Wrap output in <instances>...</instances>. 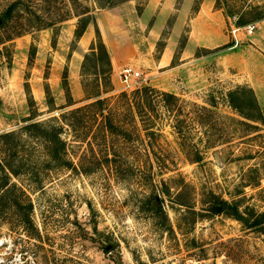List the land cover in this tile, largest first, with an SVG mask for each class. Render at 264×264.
I'll use <instances>...</instances> for the list:
<instances>
[{
    "label": "rangeland",
    "instance_id": "374dc122",
    "mask_svg": "<svg viewBox=\"0 0 264 264\" xmlns=\"http://www.w3.org/2000/svg\"><path fill=\"white\" fill-rule=\"evenodd\" d=\"M10 4L0 264H264V0H0V15ZM231 15L256 24L235 47ZM98 41L107 74L84 57ZM125 65L139 73L128 88ZM237 86L252 90L261 121L229 104ZM96 91L100 113L85 108L71 131L60 113ZM36 121L61 125L71 166L48 161L21 129Z\"/></svg>",
    "mask_w": 264,
    "mask_h": 264
},
{
    "label": "trees",
    "instance_id": "16d2710c",
    "mask_svg": "<svg viewBox=\"0 0 264 264\" xmlns=\"http://www.w3.org/2000/svg\"><path fill=\"white\" fill-rule=\"evenodd\" d=\"M107 1V0H105ZM111 1V0H110ZM118 1H123V0H116ZM99 7H103L102 4H100ZM12 4H10L0 15V25L3 24V20H8L9 18V13L11 11ZM86 11L76 13L75 16L78 17L76 27L74 29V36L79 37L82 32L85 29L86 24L91 21L87 15H85ZM239 24V23H237ZM242 24V23H241ZM86 59L92 58V69L96 67V60H101L104 65V70H102V73L106 74L108 73L110 69V62L109 58L107 55V52L104 48V45L98 41L95 50L90 51L89 54H85L84 56ZM142 89H146V86H142ZM142 89L139 91V93L142 92ZM228 98H229V104L233 107V109L244 119L246 120H251V121H261V114L259 112L258 106L255 101V97L252 93V90L248 87L244 86H237L234 90L229 91L228 93ZM161 95L165 98H163L164 104H168V98H173L171 94L161 92ZM86 99H93V101H90L86 104H83L78 107H74L72 109H69L67 111H64L60 113L61 119L65 122V125L69 127L71 131H75L78 128H82L84 121L83 116L80 114L81 111H83L85 108H90L92 106H97L98 111L96 113H100L101 106L103 105L105 99L100 98V92L96 91L92 94H88L85 97ZM139 100L142 101L144 99V96H140L138 98ZM140 102V101H139ZM138 101H135V106H138ZM95 120V117H93ZM103 126L100 125L101 132L103 133L106 130V125L107 128L111 126V123L108 121L107 123L102 124ZM102 127V128H101ZM37 129V133L33 131V129ZM25 134L34 136L40 140V142L43 144L44 148V153L46 155V158L48 161L54 162L56 164H63L64 166H71L70 162L64 159V155L66 154V142L60 137V132H61V125H48L46 121H41V122H30L28 124H25L21 128ZM82 130V129H81ZM80 131V129H79ZM87 134V132H82L80 131L79 137L80 139H84L83 141L87 142V137H84ZM13 135L12 132H7L1 135V137H9ZM198 160V159H195ZM86 172V171H83ZM11 174L16 176L17 171L14 169H11ZM13 185H11L10 188L5 187V193H7ZM153 203L157 204L156 201L153 198ZM30 205H27V208H29ZM29 220V219H26Z\"/></svg>",
    "mask_w": 264,
    "mask_h": 264
},
{
    "label": "built area",
    "instance_id": "2783aa9c",
    "mask_svg": "<svg viewBox=\"0 0 264 264\" xmlns=\"http://www.w3.org/2000/svg\"><path fill=\"white\" fill-rule=\"evenodd\" d=\"M228 35L229 42L232 47H235L240 42V36H250L252 32L256 28V24L254 22H246L243 24H237L235 15H231L228 17ZM139 73L131 68V66H124L118 72L119 80L124 84V88L129 87V81L137 77Z\"/></svg>",
    "mask_w": 264,
    "mask_h": 264
},
{
    "label": "crops",
    "instance_id": "0c3cea01",
    "mask_svg": "<svg viewBox=\"0 0 264 264\" xmlns=\"http://www.w3.org/2000/svg\"><path fill=\"white\" fill-rule=\"evenodd\" d=\"M167 2L171 1V0H165ZM111 66H112V70L114 69V64L111 62ZM126 66V65H125Z\"/></svg>",
    "mask_w": 264,
    "mask_h": 264
},
{
    "label": "water",
    "instance_id": "95a60500",
    "mask_svg": "<svg viewBox=\"0 0 264 264\" xmlns=\"http://www.w3.org/2000/svg\"><path fill=\"white\" fill-rule=\"evenodd\" d=\"M155 200H157V197H155Z\"/></svg>",
    "mask_w": 264,
    "mask_h": 264
}]
</instances>
